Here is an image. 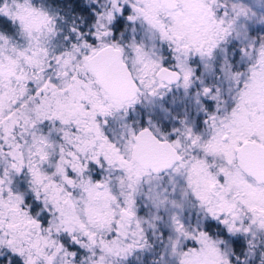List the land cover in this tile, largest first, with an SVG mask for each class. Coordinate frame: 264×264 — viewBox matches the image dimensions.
<instances>
[{
    "label": "snow or ice",
    "instance_id": "snow-or-ice-1",
    "mask_svg": "<svg viewBox=\"0 0 264 264\" xmlns=\"http://www.w3.org/2000/svg\"><path fill=\"white\" fill-rule=\"evenodd\" d=\"M0 264H264V0H0Z\"/></svg>",
    "mask_w": 264,
    "mask_h": 264
}]
</instances>
